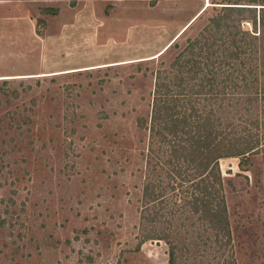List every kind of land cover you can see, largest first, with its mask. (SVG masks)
<instances>
[{
    "label": "rangeland",
    "instance_id": "obj_1",
    "mask_svg": "<svg viewBox=\"0 0 264 264\" xmlns=\"http://www.w3.org/2000/svg\"><path fill=\"white\" fill-rule=\"evenodd\" d=\"M157 1L78 0L70 7L61 0H1L0 19L30 13L40 36L75 24L71 32L81 21L88 46L90 24L103 20L102 39L114 37L117 46L128 44L125 49H153L154 31L172 28L198 5L149 8ZM209 3L157 59L152 51H134L128 58L136 61L118 62L127 60L120 56L114 64L63 69L50 77L0 78V264L168 263L166 245L144 241L138 226L156 75L194 39L203 42L206 35L210 45L214 35L232 50L231 39L239 41L242 32L256 36L259 47L249 69L264 72V0L204 5ZM228 3L244 9L222 10ZM50 9L57 13L47 14ZM217 19L220 29L203 31ZM10 25L5 28L15 27ZM143 25L154 30L149 38L137 33ZM214 50L207 46L203 53ZM143 56L149 58L138 60ZM248 157L245 163L240 158L219 162L222 191L236 264H264V153Z\"/></svg>",
    "mask_w": 264,
    "mask_h": 264
},
{
    "label": "trees",
    "instance_id": "obj_2",
    "mask_svg": "<svg viewBox=\"0 0 264 264\" xmlns=\"http://www.w3.org/2000/svg\"><path fill=\"white\" fill-rule=\"evenodd\" d=\"M61 1L74 7L78 0ZM236 5L241 4L221 8L244 9ZM220 24L212 20L203 31L209 34ZM239 36L231 39L232 50L214 35L210 45L206 35L203 42L194 39L156 75L138 226L144 241L166 245L167 264H236L219 162L245 163L264 153V72L260 80L249 69L259 47L253 34ZM207 46L218 50L203 53ZM201 74L204 81H198Z\"/></svg>",
    "mask_w": 264,
    "mask_h": 264
},
{
    "label": "crops",
    "instance_id": "obj_3",
    "mask_svg": "<svg viewBox=\"0 0 264 264\" xmlns=\"http://www.w3.org/2000/svg\"><path fill=\"white\" fill-rule=\"evenodd\" d=\"M207 1L211 2L214 0H173L172 2H170V0H159L153 7L149 6L151 9H156L168 3L175 4L179 7L181 5L178 4L184 2H196L198 4L197 9L190 15H186L180 23L175 24L172 28L163 26L158 32L151 30L150 27L146 25H143L142 28L138 27L137 33L140 34L142 37L141 39L149 38V34L153 31L155 32L153 38H156V46L153 49H135L134 46L125 49L123 47H127L128 44L125 46H117L119 44H117L118 41L114 42V37H109L110 40H106L108 37L102 39V35L99 34L98 29L102 28L101 25L103 20L101 22L94 21L93 24H90V26L93 27V33L90 35L91 39H89L90 43L88 46L86 32L82 33L83 25L80 23L81 21L78 22V25L73 28L71 32H69L70 27H73L75 24L59 27L58 31L51 35L40 36L36 33L35 24L33 20L30 19V13L25 14L24 17L19 19H0V78L6 79L16 77L19 79H29L32 77L36 78L35 76L40 74H61V72H63L61 70L63 69L76 70L90 66L99 67L102 65L114 64L116 63L114 60H118L117 58L120 56H127V60L121 59V61L118 62L136 61L135 59L128 58L135 53L134 51L141 54H149L152 51L153 55L156 56L171 45L181 33L182 36L193 23L200 18L208 8L192 23L202 12L204 9L203 6H205L204 3ZM222 1L225 0H216L217 3H221ZM59 7L60 10H62L64 6ZM113 12L114 9H112L110 15L106 17H110ZM181 14L182 12H177L175 16ZM8 24L15 27L5 28ZM188 25L190 26L188 27ZM184 29L187 30L185 31ZM14 30H16V33ZM126 33H128V31ZM126 35V37H128V34ZM147 58L149 57L143 56L138 60Z\"/></svg>",
    "mask_w": 264,
    "mask_h": 264
},
{
    "label": "bare ground",
    "instance_id": "obj_4",
    "mask_svg": "<svg viewBox=\"0 0 264 264\" xmlns=\"http://www.w3.org/2000/svg\"><path fill=\"white\" fill-rule=\"evenodd\" d=\"M210 6H211L210 3L207 4V5L204 7V9L202 10V12H201V13H200V14H199V15H198V16L192 21V23H193V22H194V21H195V20H196V19H197V18H198V17H199V16H200V15H201L206 9H207V8H209ZM192 23H191V24H192ZM191 24H190V25H191ZM188 27H189V26H188ZM188 27H187V28H188ZM186 30H187V29H186ZM186 30H185V31H186ZM185 31H184V32H185ZM184 32H183V33H184ZM168 48H170V47L168 46L164 51H162L159 55H156L153 59H157V58H159L161 55H163V54L168 50ZM153 59H152V60H153ZM149 60H150V59H149ZM92 70H93V69H92ZM81 71H82V70H81ZM61 74H62V73H61ZM44 76L47 77V76H51V75H44Z\"/></svg>",
    "mask_w": 264,
    "mask_h": 264
}]
</instances>
